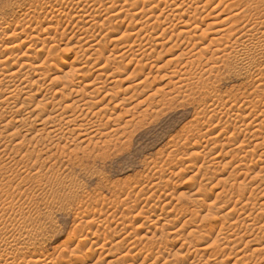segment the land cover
Listing matches in <instances>:
<instances>
[{
	"label": "rangeland",
	"instance_id": "rangeland-1",
	"mask_svg": "<svg viewBox=\"0 0 264 264\" xmlns=\"http://www.w3.org/2000/svg\"><path fill=\"white\" fill-rule=\"evenodd\" d=\"M142 1L143 0H0V40H3V38L5 40H3L5 42L4 44L0 43V47L5 48L6 45H10L6 47H11L12 49L9 50L8 48V50L4 52L0 48V51L3 52L1 53L3 54L2 56L5 54L4 57H0V63L3 59L10 57L9 60H11L14 56V59L11 61L8 60V62L3 63L6 69L0 70V80H2L0 81V97L6 98L5 96L13 89L24 90L26 88L30 90V88L27 87H31L33 91H36V88L44 87V90L50 89L48 92H44L45 94L42 93V96L45 95L47 99L46 101L44 98L43 101L44 103L47 102L46 104L49 107V112H53V109L56 110L57 107H59L57 108V111L59 110L58 112H63V105H67L65 103H74L72 107H77V105L79 106L80 104L87 107L93 104L91 105L92 108L85 107L86 110H84V107L79 106L83 108V110L79 109L80 111L77 110L79 107H71V112L65 114L69 116L77 112L79 116L75 114V117L72 115L75 119L73 117L70 119H74L78 123L82 118V121L78 124L80 130L77 129L75 132L73 130L76 129L75 127H70V130L64 126L65 133L67 130H73L72 132H74L73 134H68L67 132L64 139H60L61 137L59 134H57L59 135L58 137L51 136L49 138L46 133L41 134L36 132L41 128L38 126L40 121L36 122V119H34L35 114H37V110L34 109H36L39 104L37 101L41 96L37 99L35 98L31 106L29 105L30 101L27 102L23 96L19 99V102L18 99L14 100L13 98V103L15 102L18 106L15 103H11V99V101L9 100L10 106L0 105V115L3 113L0 116V120L2 119V121H0V131L4 128V131H1L3 132L1 134L2 136L0 135V264H36V259L47 262L48 264H76L77 253L84 248V250L90 248L89 241H87L88 244L85 245L82 243V240L86 236L95 243L92 249V251L95 252L92 253L91 251V255H89L90 260L87 264H241V262L244 264H255V261L256 264H263L261 262L264 260V253L256 252L255 249H259L261 246L263 248L264 246V209L262 210V208H264V195H262L264 193V171H262V168L264 170V152L260 150L264 149V145L261 147L262 144H264V135H262L263 138L261 139L257 136L254 138L253 136L257 133L255 130H264L261 128V125H264V115H262V113L264 114V106L261 105V111L259 113L254 111L255 115L258 113L262 116H260L261 119L256 121L251 117L247 120L246 126L242 125V123L229 120V118L233 119L234 115H232V112H228L227 109L236 111L246 107L249 108L256 103L264 104V52L259 48L252 51L251 49L253 48L250 47V55L244 56V54L240 52L243 49L242 43L241 45L239 42V44L235 43L238 39L239 41L245 40L246 44L250 43L253 47L255 46L254 44H259V46H261L264 43V36L259 35L257 31L249 32L252 26H255V29H259V26H264V0H256V2L259 1L260 5L253 0H247L249 3L246 2V0H214L210 9L205 8V12H203L204 8H201V11L199 10L201 13L203 12L206 14L209 10L211 11L217 7L218 4L216 3L222 1L221 4L219 3V7L216 8L217 11H215L212 16L204 19L205 15L201 14L200 18L202 20L200 19L197 23L194 22L196 25L193 24V22H189L192 23V26H190L191 28L188 26L189 29L195 28L193 30L186 29V31L190 33L189 35L199 36V38L196 39L195 37L194 39H196V41H201L200 46L207 45L214 37H220L219 39L223 38L224 41L221 40L220 43H222L221 45L223 48L226 46L225 50L227 49V52L225 55L228 57L224 58L228 60L221 59L220 61L216 59V61L215 58H211L212 61L209 60L208 63L206 60H203L204 62L201 60H199V62L197 60L196 62V59L199 58V53L197 54L199 50H192V52L196 53L195 55L189 52L188 49L190 48L187 46L185 47V43H182L183 38H186L188 34L181 35V37H177L176 35V37H174L175 34L179 33V29H182L180 27L181 22L178 20V23L177 20H174L177 21L175 23L172 20L173 22L171 21L170 24L166 23V16L169 10L167 8L164 9L163 6V3L166 1L168 4L172 2V4H169L171 8L174 5H176L174 6L175 8L181 6V13L187 12L188 15H191V13L195 12L198 4H193V0H154V2L150 0L153 3L148 6L145 1ZM157 1L158 3L161 2V4H158ZM206 1L207 0H203V2ZM174 2L176 4H174ZM241 3L244 4L242 6L244 8L247 7L246 5L255 7L254 5L256 4L260 7L257 8L256 6L253 8V11L250 12L251 14L247 13L249 18L239 15V17L237 16L235 19L232 18V22L230 20L226 23H220L223 21L224 15L220 16L217 20L214 19L215 16L222 11H227L225 17L230 15L228 11L231 12V15H234V13L238 14L237 11L232 9L231 5H241ZM153 5L157 7L155 8ZM134 6H137V9ZM239 8L241 9V6H239ZM113 9L116 10L115 13ZM141 9L145 12L140 11ZM127 10H129V12ZM155 10L157 14L154 13ZM110 11H112V14H117V11H121L119 12V18L113 19L112 15L110 16ZM160 12L163 13V16H161V14L158 15ZM137 13L140 15H137ZM142 13H144V16L146 14L147 16L148 14L151 15L150 24L139 21L145 20V17L141 15ZM133 14L137 16H133ZM156 15L157 17L159 16L158 20ZM245 15L246 14H244V16ZM113 16L115 17L116 15ZM152 17H155L156 20ZM105 18L111 19L110 21L109 19L106 21ZM159 19H161V21ZM182 19L186 21L188 16L186 15V17H182ZM247 19L250 23H247ZM235 20H237L238 23L236 22V24H234ZM201 21L202 23H200ZM259 22L261 25H259ZM171 23L174 24L172 25ZM256 23H258V26ZM152 24L156 26L153 27L154 25ZM158 24L162 25L159 26ZM146 25L147 29L150 31L154 28L152 34L149 33V30H146L147 32L143 34V36L147 35V37H145V43L147 44H145L143 46L144 48L140 49L138 53L136 52L138 48H135L134 54H129L130 56L125 54L124 56L122 52L125 46L131 45V43H127L126 45L125 41L134 39V31H138L140 27H146ZM222 25H224V27ZM245 25L246 28L243 27ZM172 26H175V28ZM150 27L153 28L151 29ZM226 27H230V30L226 29ZM164 28L173 30L165 29L166 33L165 30H162ZM155 29L158 31H155ZM200 29L205 30L207 33V36L201 39ZM219 29L220 31L224 29L223 31L225 32H218ZM161 31L165 32L166 35H162L165 33ZM12 32L15 34L16 38L13 37L14 34H12L13 36L11 35ZM244 32L245 36L243 37ZM129 34H131L130 37ZM224 34L228 35V38L225 37L226 35ZM156 36L160 38V41H157ZM152 37H154L155 40H153L154 38ZM170 37H173V39L171 38L172 40L169 42L168 40ZM115 39H119L117 41L120 42H117ZM149 42L152 43V46H150L151 44ZM158 42L161 43L160 45L163 43H165V45L160 46ZM136 43V45H138V42ZM178 44L180 46L177 47ZM122 45L123 47H121ZM155 45L156 48H154ZM13 46L16 47L12 48ZM170 46L172 50H174L173 52L169 50L171 49ZM262 46H264V44ZM153 49L157 51H153ZM142 50H144V52H142ZM145 50H147V52ZM149 50L156 53L153 54ZM196 50L197 52H195ZM222 50L224 51V49ZM98 51L103 53L101 54L99 52L102 56L98 54ZM9 52H11L12 55L15 54L17 57L21 55L23 60H19L20 57L19 59H17V57L15 58V55L12 56ZM157 52H161L162 54L160 53L161 55H157ZM187 52H189V54ZM144 53H146L147 57ZM148 53L150 54L148 55ZM185 53H187V55L184 56ZM181 54L184 56L183 58ZM171 55L173 57H171ZM223 55L224 52H221L219 56ZM180 57L181 60L178 62V58ZM229 57H231V59ZM244 57L246 58L243 59ZM112 58L115 60H112ZM206 58L209 59L210 55H205V59ZM140 59L143 60L141 61ZM13 60L15 65L12 63ZM65 60L74 61L75 69L84 64L87 68L83 66V69L81 67L80 71L82 74H79L80 71L78 74L82 76L77 75V78H79L74 79L75 81L73 82L75 83H73V85L75 84V87L73 86V90H75V92L71 94V96L73 95L72 98L69 96L66 99L67 102L62 101V104L60 102L61 105H59V100L62 99V92L58 94L57 90L60 91L64 85L60 81H58L60 83H56V81L53 82L51 80L53 78L52 73H54L52 71H55L53 68L61 65ZM121 60L126 66L121 68L119 73H116L117 75L115 74L116 77L114 79L117 80V82L112 81L114 79L109 80L110 82L112 81L111 83L109 81L106 82L107 79H105V76L107 78V74L105 73H107V70L108 72L115 70V68L120 65V62H122ZM168 60L171 62L167 63ZM187 60H189L190 63L193 61L195 63L193 62V65H191ZM22 62L25 65L30 64L31 68L28 69L30 66H24L26 69L23 68L22 70L20 67L21 64H23ZM205 62L210 66L206 65ZM107 64H109L111 70L106 69V71H102L103 74L98 71ZM168 65H170V67ZM109 66L106 68H109ZM36 67H40V69L37 70L38 68L36 69ZM210 67L212 69L214 67V72L210 74L208 78L209 73L206 75L205 71H208V68L211 69ZM41 68L46 69L43 72L40 71ZM49 68H52V70ZM33 69L35 70L32 71ZM134 70L137 71L135 72ZM17 71H20L17 82L12 81L13 85L9 86L11 84L9 82L10 78H8L10 76L9 74ZM35 71L41 72V77L38 78L39 72L36 73ZM46 71L50 76H48V73L46 76ZM32 72L33 75L34 73L36 74L32 76ZM42 73H45V76ZM99 73H101L100 75L102 77ZM28 74L29 76H27ZM85 74L87 75L84 76V78L83 75ZM97 74L99 75L98 77ZM7 78L8 80H6ZM99 78L102 79L100 80ZM184 78L185 80H183ZM37 79L38 81L36 82ZM94 79L96 83H92ZM200 80L204 81L202 82ZM99 81L102 84H100ZM195 81H200L201 83ZM87 83H92L93 86L95 83V88L101 85L98 88L102 87L99 89L100 91L102 89V93L97 91L99 92L97 95L95 90L93 91L94 94H91L93 93L91 90H93L92 88L94 87H91V84ZM136 83L138 85H136ZM169 83L171 85H169ZM85 84L89 85V88H91L89 89L83 86ZM97 84L99 85L97 86ZM196 84L199 85L197 86ZM128 86L132 88L130 87V89ZM126 88L128 90H125ZM71 90L69 91L71 92ZM79 90L80 93L82 90H85V94L86 92L90 93L88 95L81 93L87 97L84 96L85 100L82 98V100H79L80 102L78 99H81L83 95H81L80 98L77 95V98L75 94H78ZM69 91H66V93L69 94ZM108 92L110 95L106 96L107 98L105 97V100L103 99L100 103L99 100H102L101 98ZM89 95L91 97L94 95L95 99L93 96L92 98L94 100H92ZM113 97H115V99ZM111 98L114 100H111ZM70 99L72 101H70ZM87 99L90 102L97 101L99 104L95 106V104L91 102V104L87 105L89 102ZM82 101H85L86 105L84 103L82 104ZM224 103H227L226 108L217 107L215 105L222 106ZM22 104L24 106H21ZM19 107H21V109H19ZM22 107L25 108L22 109ZM214 107L218 108V110ZM17 108L21 113L15 121L17 116L13 118L12 112H14V110L17 111ZM136 108L137 110H135ZM72 109H76V112L74 110L72 112ZM214 109L216 112L213 111ZM222 109L226 110L224 111ZM22 110L25 111L23 112ZM99 110L104 112L101 113ZM5 111L6 114L4 113ZM95 113L98 118L95 116ZM224 113H231L232 117L230 115H224ZM85 114H87V116L83 118ZM248 114L250 113L248 112L244 116H248ZM77 116L78 118L81 116L80 119H76ZM6 117L9 118L6 119ZM100 118L101 120H99ZM9 120L12 122L8 123ZM29 120H32V122ZM7 123L8 125H6ZM26 125L27 127H24ZM102 125L105 126L103 127ZM232 128H236V131ZM247 128H249V130ZM15 129H17V131ZM116 129L118 130L116 131ZM209 130L212 131L210 132ZM231 130H234V132ZM208 131L210 134L207 133ZM16 132H19L20 136L17 135ZM221 132L222 134L220 136L219 133ZM251 132L255 134H250ZM12 133L16 135L17 138H14L15 136L12 135ZM232 133H235L234 135H237V137L239 133L240 136L238 138L234 137ZM224 134H226V138ZM217 135L219 136L217 137ZM215 136L217 138L221 137V139H217ZM230 137H233V140L237 138V140H234L236 142L239 140V143L235 142L234 147H237L236 149L233 147L234 143L231 142L233 140H230ZM215 138L216 140H220L215 141L218 142L217 144L214 142ZM224 141H226V143ZM227 141L231 144L227 143ZM247 143L249 145H247ZM227 144H230V146L226 147ZM254 144L256 146L260 144L258 152L257 149H254L256 152L248 151L249 149L253 150ZM241 145H243L244 148ZM246 151L247 153L245 154ZM250 152L253 153L251 154ZM243 153L244 156L246 155L245 157L248 155L250 157L248 156L247 159L243 158ZM260 153L263 155H260ZM236 155L238 159L242 157L241 159L244 161H237L236 157L232 162V158ZM240 161L243 162L241 163ZM237 164L239 166L241 165L240 167L238 166V170L236 169L238 168ZM258 172L261 174H258ZM244 174H248L249 176ZM241 181H243V184L240 183ZM154 185H156V187ZM254 188H256V190ZM237 190L240 192L239 194ZM239 190H242V192ZM217 194L220 196L219 198L215 197ZM240 196L242 199H240ZM237 198L240 201H238ZM197 199L203 201L204 208L201 205L200 210V214L203 216H197L199 214L190 215V213L186 214L185 212L181 213L182 215L179 213L178 207L182 208L181 206H183V209L190 207V210L198 207H191L192 205H197ZM248 199L251 201H248ZM214 201L217 204L213 205ZM178 203H181V206ZM231 205L235 208H232ZM163 206L165 208H163ZM229 209L232 215L229 214ZM232 210L234 211L233 213ZM261 210L263 213H261ZM228 218L229 220H226ZM176 219L179 222L176 221ZM153 221L158 223L156 225L159 229H152L150 227ZM212 221L216 222L213 223ZM254 221L257 222L254 223ZM185 222L189 224H184ZM210 224L218 227L225 225L226 228L224 227L219 230V228L216 227V230H212V232L208 229V227H211L209 226ZM254 224L257 226L255 227ZM163 225H166L165 228ZM253 227L255 228L253 229ZM110 228L115 230L116 233L123 228L124 230L116 234L114 231H110ZM203 230H206V232ZM222 233H224V235ZM225 234L230 236L226 237L227 235ZM121 238H124V240L122 241ZM238 238L241 240H238ZM193 239H195V241ZM224 240H226V242H224ZM232 240L238 242L236 243ZM116 241H122L121 244H118V248L116 246L112 247ZM190 241L193 242V245L189 244L191 243ZM196 242L201 248L204 249L205 247L204 250H207L206 253L204 250H199L198 255L194 251L196 250L194 245L197 246ZM102 244H105L104 253L103 251L101 253L100 249L96 251L98 246ZM219 244L222 245V247H219ZM206 246L208 249H206ZM131 247L133 248L131 249ZM109 250H111L110 252L112 255L106 256ZM191 251L193 253L195 252V254H192ZM254 251L255 253H252ZM259 254L262 256H259ZM243 257L245 259H243ZM195 258H197V260ZM241 259H243V261ZM250 261L252 262L250 263Z\"/></svg>",
	"mask_w": 264,
	"mask_h": 264
},
{
	"label": "bare ground",
	"instance_id": "bare-ground-1",
	"mask_svg": "<svg viewBox=\"0 0 264 264\" xmlns=\"http://www.w3.org/2000/svg\"><path fill=\"white\" fill-rule=\"evenodd\" d=\"M95 1H97V0H95ZM143 1H145V2L148 4V6H150V4H152V3L154 2V0H152L153 2H151L150 0H143ZM143 1H142V2H143ZM158 1H162V0H158ZM158 1H157V3H158ZM165 1H166V0H165ZM168 1H170V0H168ZM191 1H192V0H191ZM213 1H214V0H207L206 2H203V0H197V1H194V0H193V1H192V2H194L193 4H198V5H200V6L197 5V8H196L195 12H194V13H191V15H188L187 12H182V13H181V11H182V10H181V9H182L181 6H177V7L175 8V7H174V6H176V5H174V4H176L175 2H174V4H173L174 6H173L172 8H171V5H169V4H172V2H171V3L169 2V4H168L167 1L163 3L164 9L167 8V9L169 10V12L167 11L168 14H167V16H166V17H167L166 19H167V21H169V22L166 21V23H169V24H170V22H171L172 20H173V21H174V20H177V21L179 20V21L181 22V23H180V24H181L180 27H181L182 29H179V30H180L179 33H178V34H175L174 37H176V35H177V37H181V35L188 34V35L186 36V38H185V37L183 38V41L181 40L182 43H183V44H184V43L186 44L185 47L187 46L188 48H190V49H188L189 52H192V50H194V49L199 50L198 52H197V50L195 51V52H197V54L199 53V58L196 59V62H197V60H198V61L201 60L202 62H204L203 60H206V62L208 63L209 60L212 61L211 58H215V60H216V59H219V60L221 61V59H226V58H224V57H228V56L225 55V53L227 52V49L225 50L226 46H224V48H223L222 45H221L222 43H220V41L223 40V38L219 39L220 37H214V38H212V39L209 41V43H208L207 45H202V46H200V45H201V41H196V39L199 38V36H196V35H194V36L192 35V36H191V35H189L190 33L186 31L187 28L189 29V27L192 26V23H189V22H193V24H195L194 22H196V23L199 22L200 19H201V18H200L201 14H202V15L204 14L203 12L206 11L205 8H209V9H210V6L212 5V3H214ZM215 1H216V0H215ZM239 1H240V0H239ZM253 1L256 2V0H253ZM182 2H183V1H182ZM184 2H185V1H184ZM221 2H222V1H221ZM221 2L219 1L220 4H221ZM232 2H233V1H232ZM246 2L249 3V1H247V0H246ZM246 2H245V4H246ZM251 2H252V1H251ZM93 3H94V2H93ZM137 3H138V2H137ZM137 3H134V4H137ZM155 3H156V2H155ZM159 3L161 4V2H159ZM159 3H158V4H159ZM219 3H216V4H218L217 7H219ZM238 3H240V2H238ZM252 3H253V2H252ZM256 3L259 4V1H257ZM256 3H255V4H256ZM126 4H128V3H126ZM158 4H156V5H158ZM261 4H262V3H261ZM124 5H125V4H124ZM144 5H145V4H144ZM228 5H229V4H228ZM232 5H233V3H232ZM232 5H231L232 9L235 10V11H237L238 14H237V13H236V14L234 13V15H231V12L228 11V13H230V15L227 16V17H225V15H227V14H225L227 11H226V12L222 11V12H220L219 14H217V15L215 16L214 19L217 20V19H219L220 16H223V15H224V19H223V21L220 22V23H226V22L230 21L232 18L235 19V17H237V16L239 17V15H240V16L243 15L242 17H245V18L248 17V18H249V16H247V13H248V14H251L250 12H252V11H253V8H255V7L257 6V4L254 5L255 7H251L252 5H249V6L246 5L247 7L244 8V7H242V6L244 5V4H242V3H241V5H239V4L234 5V6H232ZM259 5H260V4H259ZM113 6H114V5H113ZM132 6H133V5H132ZM132 6H131V7H132ZM153 6H155V5H153ZM159 6H161V5H159ZM182 6H183V5H182ZM185 6H186V5H185ZM195 6H196V5H195ZM239 6H241V9H242V10L239 8ZM111 7H112V6H111ZM134 7H136V9H137V6H134ZM141 7H142V6H141ZM156 7H157V6H155V8H156ZM168 7H169V8H168ZM189 7H190V6H189ZM217 7H216V8H217ZM224 7H225V6H224ZM258 7H260V6H257V8H258ZM122 8H123V7H122ZM155 8H154V9H155ZM158 8H159V7H158ZM201 8H204V11L202 10V11H203L202 13L200 12V11H201ZM216 8H215V9H216ZM125 9H126V8H125ZM149 9H150V8H149ZM189 9H190V8H189ZM211 9H212V8H211ZM215 9H213V10H211V11L209 10V12L206 13L207 15L204 14V15H205V16H204V19L209 18L210 16H212V14L215 13V11H217V9H216V10H215ZM224 9H226V8H224ZM224 9H223V10H224ZM106 10H108V9H106ZM130 10H132V9H130ZM157 10H158V9H157ZM161 10H162V9H161ZM161 10H160V11H161ZM199 10H200V11H199ZM255 10H256V9H255ZM113 11H114V13H115L116 10L113 9ZM122 11H123V10H122ZM127 11L129 12V10H127ZM127 11H126V12H127ZM140 11H142V9H141ZM140 11H139V13H140ZM146 11H147V10H146ZM164 11H165V10H164ZM187 11H188V10H187ZM191 11H193V10H191ZM262 11H263V10H262ZM106 12H108V11H106ZM110 12H111L110 16L112 15V18H113V19H116V18H119V15H120L119 12H121V11H119V12L117 11V14H118V15H117V14H112V11H110ZM130 12H131V11H130ZM142 12H145V11H142ZM150 12H151V11H150ZM167 12H166V13H167ZM146 13H147V12H146ZM146 13H145V14H146ZM154 13H156V10H155ZM106 14H108V13H106ZM122 14H123V13H122ZM130 14H131V13H130ZM143 14H144V13H142L141 15L144 16ZM156 14H157V13H156ZM159 14H161V16H163V13L160 12V13H158V15H159ZM164 14H165V13H164ZM198 14H199V16H198ZM244 14H246V15L244 16ZM252 14H253V13H252ZM94 15H95V14H94ZM113 15H116V16L114 17ZM127 15H128V14H127ZM134 15H135V14H133V16H134ZM137 15H140V14L137 13ZM137 15H135V16H137ZM186 15L188 16V19L185 21V20L182 19V17L185 18ZM142 16H141V17H142ZM152 16H153V15H152ZM144 17H145V20L143 19L144 21H143V20H139V21H142L143 23L145 22V24H146V23H147V24H150V22H151V21H150V20H151V15L148 14V16H147V14H146ZM156 17H157V15H156ZM152 18L155 19V17H152ZM158 18H159V16L157 17V20H158ZM160 18H161V17H160ZM164 18H165V17H164ZM240 18H241V17H240ZM107 19H109V18H105L106 21H108ZM110 19H111V18H110ZM110 19H109V21H110ZM113 19H112V20H113ZM141 19H142V18H141ZM180 19H181V20H180ZM251 19H252V18H251ZM251 19H249V20H251ZM112 20H111V22H112ZM155 20H156V19H155ZM159 20L161 21V19H159ZM201 20H202V19H201ZM237 20H239V19H237ZM237 20H235V23H234V24H236V22L238 23ZM243 20H244V18H243ZM253 20H254V19H253ZM259 20H260V19H259ZM82 21H83V19H82ZM173 21H172V22H173ZM177 21H174V22L176 23ZM179 21H178V23H179ZM233 21H234V20H233ZM240 21H242V20H240ZM117 22H118V21H117ZM123 22H124V21H123ZM148 22H149V23H148ZM154 22H155V21H154ZM154 22H153V23H154ZM163 22H164V21H163ZM231 22H232V20H231ZM244 22H245V21H244ZM85 23H86V22H85ZM87 23H88V22H87ZM98 23H99V22H98ZM106 23H107V22H106ZM140 23H141V22H140ZM143 23H142V25H143ZM157 23H158V21H157ZM157 23H156V24H157ZM159 23H160V22H159ZM161 23H162V22H161ZM200 23H202V21H201ZM200 23H199V24H200ZM247 23H250V21H248V19H247ZM259 23H260V22H259ZM262 23H263V22H262ZM102 24H103V23H102ZM129 24H130V23H129ZM136 24H138V23H136ZM169 24H168V25H169ZM171 24H172V23H171ZM173 24H174V23H173ZM173 24H172V25H173ZM180 24H179V25H180ZM190 24H191V25H190ZM216 24H217V23H216ZM256 24H257V26H258V23H256ZM131 25H132V24H131ZM152 25H154V24H152ZM158 25L160 26V25H162V24H158ZM195 25H196V24H195ZM231 25H232V24H231ZM248 25H249V24H248ZM259 25H261V23H260ZM136 26H137V25H136ZM155 26H156V25H154L153 27H155ZM188 26H189V27H188ZM199 26H200V25H199ZM222 26L224 27V25H222ZM233 26H234V25H233ZM233 26H232V28H233ZM249 26H251V25H249ZM82 27H83V26H82ZM153 27H150V28L152 29ZM157 27H158V26H157ZM161 27H162V26H161ZM161 27H160V28H161ZM163 27H164V24H163ZM172 27H173V26H172ZM172 27H171V28H172ZM180 27H179V28H180ZM243 27L246 28V25L243 26ZM83 28H84V27H83ZM140 28H141V29H140ZM140 28L138 29V31H137V30L134 31V33H133V34H135V35H134V36H135L134 39H132L131 41H129L128 39L125 38L126 40H128V41H125V42H126L125 44L127 45V43H131V45H129V46L127 45V47L125 46V49H124L123 52H122L124 56H125V54H126V55L128 54V56H130L129 54H134V52H135L134 49H135V48H138L137 51H136V52L138 53L139 50L142 49V48H144L143 46H144L145 44H147V43H145V42H146V38H145V37H147V35L143 36V34H144V32L146 33L149 29H147V25H146V27H140ZM158 28H159V27H158ZM173 28H175V26H174ZM184 28H185V29H184ZM190 28H191V27H190ZM194 28H195V27H193L192 29H189V30H193ZM229 28H230V27H229ZM229 28L226 27V29L230 30ZM250 28H251V27H250ZM250 28H249V29H250ZM255 28H256L255 26H252V29H250L249 32H251V31H257L259 35L264 36V26H259V29H255ZM86 29H87V28H86ZM94 29H95V28H94ZM165 29H166V28H164V29H162V30H165ZM196 29H197V28H196ZM196 29H195V30H196ZM198 29H199V27H198ZM133 30H134V29H133ZM146 30H147V31H146ZM153 30H154V28H153ZM153 30H152V31L149 30V31H150L149 33L152 34ZM166 30H173V29H166ZM166 30H165V32H166ZM200 30H201V29H200ZM223 30H224V29H222V30L220 31V29H219V31H218V30H217V31H218V32H222ZM13 31H14V30H13ZM32 31H33V30H32ZM155 31H158V30L155 29ZM155 31H154V32H155ZM217 31H216V32H217ZM20 32H21V31H20ZM161 32H162V31H161ZM165 32H162V33H165ZM190 32H191V31H190ZM223 32H225V31H223ZM242 32H243V31H242ZM257 32H256V33H257ZM156 33H157V32H156ZM162 33H160V34H162ZM166 33H167V32H166ZM166 33H165V34H162V35H166ZM227 33H228V31H227ZM12 34H14V33L12 32L11 35H12ZM110 34H111V33H110ZM157 34H158V33H157ZM218 34H219V33H218ZM16 35H17V33H16ZM130 35H131V34H129V37H130ZM224 35H226V34H224ZM9 36H10V35H9ZM12 36H13V35H12ZM126 36H127V35H126ZM126 36H125V37H126ZM158 36H159V35H158ZM170 36H172V35H170ZM205 36H207L206 31H205V30H201L200 39L203 38V37H205ZM217 36H218V35H217ZM222 36H223V35H222ZM227 36H228V35H226L225 37H227ZM231 36H232V35H231ZM234 36H235V35H234ZM244 36H245V32H244L243 37H244ZM13 37H15V34H14ZM13 37H12V38H13ZM17 37H18V36H17ZM92 37H93V36H92ZM104 37H105V36H104ZM127 37H128V36H127ZM132 37H133V36H132ZM148 37H149V35H148ZM162 37H164V36H162ZM182 37H183V36H182ZM195 37H196V39H194ZM15 38H16V37H15ZM118 38H120V37H118ZM152 38H154V37H152ZM167 38H168V37H167ZM171 38L173 39V37H170V39L168 40L169 42H170V40H172ZM227 38H228V37H227ZM0 39H1V38H0ZM156 39H157V41H160V38H158L157 36H156ZM176 39H177V38H176ZM230 39H231V38H230ZM3 40H4V38H3ZM3 40H0V43H1V44H4V43H5V42H4L5 40H4V41H3ZM115 40H116V39H115ZM115 40H114V41H115ZM117 40H119V39H117ZM117 40H116V41H117ZM147 40H148V39H147ZM153 40H155V38H154ZM174 40H175V39H174ZM226 40H228V39H226ZM235 40H236V39H235ZM254 40H255V39H254ZM99 41H100V40H99ZM223 41H224V40H223ZM228 41H229V40H228ZM18 42H19V41H18ZM23 42H24V41H23ZM85 42H86V41H85ZM117 42H120V41H117ZM123 42H124V41H123ZM136 42H138V45H136V44H137ZM155 42H156V41H155ZM238 42L240 43V45H241V43H242V46H243L242 48H243V49L241 48L242 51H240V52H242V53L244 54V56H247V55L249 54V52H250V47L253 48V49H251L252 51H253L254 49L257 50V49L259 48L260 50H262V51L264 52V46H262L264 43L261 45V43L259 42L261 46H259V44H258V45H257V44H254L255 46L253 47V46L250 45V43H247V44H246V41H245V40H244V41H241V40L239 41V39H238V40H236L235 43L237 44ZM251 42H252V40H251ZM149 43H150V42H149ZM153 43H154V42H153ZM158 43H159V42H158ZM158 43H155V44H158ZM161 43H162V40H161ZM161 43H159V45H160ZM166 43H167V42H166ZM177 43H178V42H177ZM182 43H181V44H182ZM239 43H238V44H239ZM254 43H255V42H254ZM1 44H0V45H1ZM15 44H16V43H15ZM18 44H20V43H18ZM18 44H17V46L20 48V46H19ZM101 44H102V43H101ZM117 44H119V43H117ZM125 44H123V45H125ZM150 44H151L150 46H152V43H150ZM175 44H176V42H175ZM179 44H180V43H179ZM179 44L177 45V47L180 46ZM84 45H85V44H84ZM123 45H122L121 47H123ZM148 45H149V44H148ZM162 45H165V43H163ZM162 45H160V46H162ZM2 46H4V45H2ZM6 46H10V45H6ZM6 46H5V48H2V47H0V48H1L4 52H6V51L8 50V48H9V50L11 49V47H6ZM92 46H93V45H92ZM92 46H90V47H92ZM118 46H119V45H118ZM157 46H158V45H157ZM181 46H182V45H181ZM15 47H16V46H15ZM15 47L13 46L12 48H15ZM18 47H17V48H18ZM90 47H89V48H90ZM100 47H101V46H100ZM121 47H120V48H121ZM146 47H147V45H146ZM153 47H154V46H153ZM177 47H176V48H177ZM115 48H116V47H115ZM154 48H156V45H155ZM161 48H162V47H161ZM163 48H164V46H163ZM170 48H171V46H170ZM198 48H199V49H198ZM228 48H229V47H228ZM95 49H96V48H95ZM121 49H123V48H121ZM145 49H147V48H145ZM148 49H149V47H148ZM185 49H186V48H185ZM222 49H224V51H223ZM11 50H12V49H11ZM167 50H168V49H167ZM169 50L171 51L172 48L169 49ZM178 50H179V49H178ZM186 50H187V49H186ZM186 50H184V51H186ZM188 50H187V51H188ZM190 50H191V51H190ZM237 50H239V49H237ZM237 50H235V51H237ZM88 51H89V50H88ZM95 51H96V50H95ZM145 51L147 52V50H145ZM149 51H150V50H149ZM153 51H157V50H156V49H155V50L153 49ZM173 51H174V50H172V52H173ZM175 51H176V49H175ZM11 52H12V51H11ZM11 52H9V53H11ZM13 52H14V51H13ZM99 52H100V51H98V54L101 53V52H100V53H99ZM142 52H144V50H142ZM150 52H151V51H150ZM168 52H169V51H168ZM189 52H187V53L189 54ZM221 52H222V53L224 52V55H223V56H219V55L221 54ZM1 53H3V52L0 51V57H4L5 54H4V56H2L3 54H1ZM9 53H7V54H9ZM14 53H15V52H14ZM94 53H95V52H94ZM122 53H121V54H122ZM137 53H136V54H137ZM140 53H141V52H140ZM151 53L155 54L156 52H155V53H154V52H151ZM157 53H158L157 55H161V54H162L161 52H160L161 54H160L159 52H157ZM169 53H170V52H169ZM183 53H184V52H183ZM187 53H185L184 56L187 55ZM192 53H194V52H192ZM238 53H239V52H238ZM254 53H255V52H254ZM15 54H16V53H15ZM15 54H13V55H15ZM101 54H103V53H101ZM101 54H100V55H101ZM116 54H117V53H116ZM136 54H135V55H136ZM141 54H142V53H141ZM144 54H145V56L147 57L146 53H144ZM144 54H143V55H144ZM149 54H150V53H148V55H149ZM153 54H152V55H153ZM194 54L196 55V53H194ZM194 54H193V55H194ZM243 54H242V55H243ZM11 55H12V53H11ZM13 55H12V56H13ZM16 55H18V54H16ZM16 55H15V58L17 57ZM19 55H20V54H19ZM96 55H97V54H96ZM139 55H140V54H139ZM152 55H151V56H152ZM205 55H210V58H209V59H207V58L205 59ZM227 55H228V54H227ZM229 55H231V54H229ZM249 55H250V54H249ZM259 55H260V52H259ZM6 56H7V55H6ZM22 56H23V55H22ZM101 56H102V55H101ZM120 56H121V55H120ZM137 56H138V55H137ZM181 56H182V54H181ZM184 56H182V58H183ZM239 56H240V55H239ZM19 57H20V59H19ZM19 57H17V59H19V60L22 61L23 58H21V55H20ZM107 57H108V56H107ZM115 57H116V56H115ZM115 57H114V58H115ZM121 57H122V56H121ZM121 57H120V58H121ZM131 57H132V55H131ZM134 57H135V56H134ZM146 57H145V58H146ZM154 57H155V56H154ZM171 57H173V56L171 55ZM178 57H179V55H178ZM187 57H188V56H187ZM206 57H207V56H206ZM216 57H217V58H216ZM237 57H238V56H237ZM262 57H263V56H262ZM30 58H32V57H30ZM124 58H125V57H124ZM149 58H150V57H149ZM156 58H157V57H156ZM159 58H161V57H159ZM229 58L231 59V57H229ZM234 58H235V57H234ZM245 58H246V57H244L243 59H245ZM247 58H248V57H247ZM250 58H251V57H250ZM9 59H10V57H7V58H5V59H3V60L1 61V63H0V70H4V69H6V67L3 66V63H4V62H5V63L8 62ZM12 59H14V56H13V58H11V60H12ZM49 59H50V58H49ZM92 59H93V58H92ZM133 59H134V58H133ZM143 59H144V58H143ZM143 59H142V60H143ZM172 59H173V58H172ZM175 59H177V58H175ZM232 59H233V58H232ZM238 59H240V58H238ZM241 59H242V58H241ZM243 59H242V60H243ZM11 60H9V61H11ZM19 60H18V61H19ZM30 60H31V59H30ZM73 60H74V59H73ZM106 60H107V58H106ZM112 60H115V59L112 58ZM122 60H123V59H122ZM122 60H121V61H122ZM130 60H131V59H130ZM140 60H141V59H140ZM142 60H141V61H142ZM178 60H179L178 62H180L181 57L178 58ZM213 60H214V59H213ZM226 60H228V59H226ZM234 60H236V59H234ZM25 61H26V60H25ZM45 61H46V60H45ZM45 61H44V62H45ZM47 61H49V60H47ZM77 61H78V60H77ZM107 61H108V60H107ZM116 61H117V60H116ZM131 61H132V60H131ZM137 61H138V62H141V61H139V60H137ZM137 61H136V62H137ZM147 61H149V60H147ZM152 61H153V60H152ZM157 61H158V60H157ZM187 61H188V63H190L189 60H187ZM194 61H195V59H194ZM194 61H193V62H194ZM216 61H217V60H216ZM216 61H215V62H216ZM222 61H223V60H222ZM236 61H238V60H236ZM16 62H17V61H16ZM110 62H111V61H110ZM112 62H113V61H112ZM118 62H119V61H118ZM169 62H171V61L168 60L167 63H169ZM174 62H175V61H174ZM193 62L190 63V64L193 65ZM199 62H200V61H199ZM206 62H205V64H206ZM215 62H214V63H215ZM228 62H229V61H228ZM12 63H14V65H15L14 60H13ZM22 63H23V62H22ZM45 63L49 64L48 62H45ZM74 63H75L74 61H67V60H65V61H63V63H61V65L56 66V68H53L55 71H52V72H54V73H52V74H53V78H52L51 80H52L53 82L56 81V83H60V82H62L63 85H64V87L61 88L60 91L57 90V93H58V94H61V92H62V94H61V95H62V99L59 100V103H58L59 105L62 104V101L67 102L66 99H67L69 96L72 98L73 95L71 96V94H73V93L75 92V90H73V86L75 85V84L73 85V83H75V82H73V81H75L74 79L77 78V75L82 74L81 71H80V70H81V67L84 69V67L86 66V65L84 64V65H85V66L83 65L84 67H83V66H80V67L78 66L79 68L76 67V69H75V64H74ZM167 63H165V64H167ZM183 63H184V62H183ZM194 63H195V62H194ZM23 64H24V63H23ZM23 64H21V66H20L22 70H23V68H25L24 66H27V67L30 66V64H27V65H25V64L23 65ZM40 64H41V63H40ZM105 64H106V63H105ZM124 64H125V63H123V61L120 62V65L117 66V67L115 68V70H111L109 64H107V65L109 66V68H106V67H108L107 65H106L105 67L102 65L103 67H101L100 69H99L98 67H97V68L99 69L98 71H100L102 74H103L102 71H106V69H110V70L112 71V72H110V71L108 72V70H107V73H105V74H107V78H106V76H105V79H107V80H106V82H107V81H109L110 79H114V78L116 77V75H117L116 73H117V72L119 73V71L121 70V68H124V67L126 66V65H124ZM139 64H140V63H139ZM152 64H153V63H152ZM170 64H171V63H170ZM172 64H173V63H172ZM177 64H178V63H177ZM186 64H187V63H186ZM209 64H210V63H209ZM211 64H212V63H211ZM215 64H216V63H215ZM220 64H221V63H220ZM10 65H11V64H10ZM16 65H17V63H16ZM18 65H19V64H18ZM22 65H23V66H22ZM76 65H77V64H76ZM80 65H81V64H80ZM100 65H101V64H100ZM198 65H199V64H198ZM206 65H208V64H206ZM216 65H217V64H216ZM93 66H94V65H93ZM166 66H167V65H166ZM168 66L170 67V65H168ZM186 66H187V65H186ZM208 66H210V65H208ZM212 66H213V65H212ZM212 66H211V67H212ZM40 67H41V66H40ZM40 67H36V69L38 68L37 70H39ZM145 67H147V66H145ZM155 67H156V66H155ZM162 67H163V66H162ZM184 67H185V66H184ZM189 67H191V66H189ZM193 67H194V66H193ZM196 67H197V66H196ZM206 67H207V66H206ZM211 67H210V68H211ZM215 67H216V66H215ZM30 68H31V66H30L28 69H30ZM32 68H33V67H32ZM34 68H35V67H34ZM85 68H87V67H85ZM25 69H26V68H25ZM45 69H46V68H45ZM45 69H42V68H41L40 71H43V72H44ZM49 69H50V68H49ZM104 69H105V70H104ZM159 69H160V68H159ZM168 69H169V68H168ZM180 69H182V68H180ZM180 69H179V70H180ZM197 69H198V68H197ZM200 69H201V68H200ZM204 69H205V66H204ZM18 70H19V69H18ZM22 70H21V72H22ZM34 70H35V69H33L32 71H34ZM50 70H52V68H51ZM50 70H49V71H50ZM139 70H142V69H139ZM139 70H138V72H139ZM179 70H178V71H179ZM183 70H184V69H183ZM205 70H206V69H205ZM213 70H214V67H213V69H212V68H211V69L208 68V71H205V72H206V75H207V73H209L208 78H209L210 74H212V73L214 72ZM79 71H80V73H79ZM134 71L136 72L137 70H134ZM173 71H174V70H173ZM178 71H177V72H178ZM200 71H201V70H200ZM227 71H228V70H227ZM19 72H20V71H17V72H15V73H11V74H9V75H10L9 77H8V75H7V77L10 78V81H9V82L11 83V84L9 83L10 85L8 84L9 86L13 85V84H12V81L17 82V79L19 78ZM26 72H29V71H26ZM35 72H36V71H35ZM38 72H39V71H37L36 73H38ZM180 72H181V71H180ZM186 72H187V70H186ZM189 72H190V71H189ZM217 72H218V71H217ZM22 73H23V72H22ZM30 73H31V71H30ZM36 73H34V75H35ZM40 73H41V72H39V76H38V78L41 77V74H40ZM45 73H46V76H47V73H48V72L46 71ZM45 73H42V74H44V76H45ZM49 73L51 74V71H50ZM49 73H48V76H50ZM78 73H79V74H78ZM101 73H99V75H100ZM168 73H169V72H168ZM187 73H188V72H187ZM187 73H185V74H187ZM83 74H84V73H83ZM115 74H116V75H115ZM131 74H132V73H131ZM175 74H177V73H175ZM175 74H173V75L176 76ZM189 74H190V73H189ZM200 74H201V73H200ZM204 74H205V73H204ZM34 75H33V72H32V76H34ZM86 75H87V74L83 75V77L86 76ZM99 75L97 74V77H98ZM137 75H138V74H137ZM137 75H136V76H137ZM182 75H183V74H182ZM187 75H188V74H187ZM262 75H263V74H262ZM262 75H261V76H262ZM21 76H23V75H21ZM27 76H29V74H28ZM30 76H31V75H30ZM79 76H82V75H79ZM100 76H101V75H100ZM133 76H135V75H133ZM171 76H172V75H171ZM174 76H173V77H174ZM178 76H180V75H178ZM188 76H190V75H188ZM101 77H102V76H101ZM181 77H182V76H181ZM181 77H180V78H181ZM190 77H191V76H190ZM212 77H213V76H212ZM8 78H7L6 80H8ZM35 78H37V77H35ZM35 78H34V79H35ZM44 78H46V77H44ZM44 78H43V79H44ZM78 78H79V77H78ZM78 78H77V79H78ZM81 78H82V77H81ZM84 78H85V77H84ZM95 78H96V77H95ZM166 78H167V77H166ZM176 78H177V77H176ZM193 78H194V77H193ZM202 78H203V77H202ZM40 79H41V78H40ZM96 79H97V78H96ZM99 79L101 80L102 78H99ZM198 79H199V78H198ZM200 79H201V78H200ZM203 79H204V78H203ZM41 80H42V79H41ZM97 80H98V79H97ZM103 80H104V79H103ZM146 80H147V79H146ZM177 80H178V79H177ZM183 80H185V78H184ZM0 81H2V80H0ZM37 81H38V79L36 80V82H37ZM58 81H60V82H58ZM76 81H78V80H76ZM88 81H90V80H88ZM95 81H96V80L94 79V81H92V83L95 82ZM104 81H105V80H104ZM112 81H116V82H117V80H115V79L112 80ZM112 81H111V82H112ZM124 81H126V80H124ZM142 81H143V80H142ZM180 81H181V80H180ZM200 81H202V80H200ZM200 81H195V82L201 83ZM203 81H204V80H203ZM203 81H202V82H203ZM7 82H8V81H7ZM15 82H14V83H15ZM109 82H110V81H109ZM111 82H110V83H111ZM140 82H141V81H140ZM144 82H145V80H144ZM181 82H182V81H181ZM33 83H34V82H33ZM92 83H87V84H91L90 86H91V87H94L96 82L94 83V86L92 85ZM97 83H98V81H97ZM99 83L102 84L100 81H99ZM178 83H179V82H178ZM204 83H205V82H204ZM194 84H195V83H194ZM18 85H19V84H18ZM31 85H32V83H31ZM31 85H30V86H31ZM38 85H39V84H38ZM98 85H99V84H97V86H98ZM104 85H105V84H104ZM136 85H138V84L136 83ZM136 85H135V86H136ZM169 85H171V84L169 83ZM182 85H183V84H182ZM196 85H197V84H196ZM198 85H199V84H198ZM198 85H197V86H198ZM201 85H202V84H201ZM204 85H205V84H204ZM14 86H15V85H14ZM32 86H33V85H32ZM83 86L89 88V85H86V84H85V85H83ZM83 86H82V87H83ZM97 86H96V87H97ZM99 86H101V85H99ZM99 86H98V87H99ZM139 86H140V85H139ZM61 87H62V86H61ZM74 87H75V86H74ZM77 87H78V86H77ZM91 87H90V88H91ZM98 87H97V88L94 87L95 89L92 88L93 90H91V92H93V91L96 90V94L99 93V92H97V91H100L99 89L102 88V87H100V88H98ZM128 87H129V86H128ZM128 87H127V88H128ZM130 87H131V86H130ZM130 87H129V88H130ZM133 87H134V86H133ZM137 87H138V86H137ZM164 87H165V86H164ZM201 87H203V86H201ZM27 88H30V90L25 88L24 90L21 89L22 91H21V90H16V89H13V90L9 91L8 95L5 96L6 98H3V97L1 98V97H0V105H2V106H4V105H5V106H6V105L10 106V105H9V104H10V102H9L10 99L12 100V101L10 100L11 103H13V98H14V100H15V99H16V100L18 99V102H19V99H21V97L23 96V98H24L27 102L30 101V104H29V105L31 106V105H33V104H31V103L35 101V98L37 99V98H39V96H41V98L37 101V103H39V104L37 105L36 109H34V110H37V114H35L34 119H36V120H35L36 122H37V121H40V124H38V126L41 128V129L37 130L36 132L41 133V134H42V133H46L47 136H48L49 138H50L51 136H53V137H54V136H55V137L57 136V137H58V136L60 135V137H61L60 139H64V137H66V133H67V132H68V134H73L77 129L80 130L78 124H79V122L82 121V118H81V120H80L78 123H77L76 120H74V119H75V118H74V117H75V114L78 115L77 112H76V109H75V110L72 109V112H73V110L76 112L74 115L72 114L74 117H73L72 115H69V116H68V115H65V114L71 112L70 109H71L72 105H74V103H73V104L65 103V104H67V105H66V106L63 105L64 108H63V112L60 111L61 113L58 112L59 110L57 111V108H59V107H57L56 110L53 109V112H49V111H48V108H49V107H48V105L46 104L47 102L44 103V101H43L44 98H45V95L42 96V93H44V92H48L50 89H45V90H44V89H43L44 87H42V88H41V87H40V88L38 87V89L36 88V91H33L31 87H27ZM83 88H84V87H83ZM90 88H89V89H90ZM127 88H126L125 90H128V89H129V88H128V89H127ZM131 88H132V87H131ZM131 88H130V89H131ZM198 88H199V87H198ZM8 89H9V88H8ZM71 89H72V90H71ZM74 89H75V88H74ZM81 89H82V88H81ZM81 89H80V90H81ZM85 89H86V88H85ZM111 89H112V88H111ZM164 89H165V88H164ZM182 89H183V88H182ZM69 90H71V92H70ZM80 90H79L78 94L75 93V94H76V97H77V95H78L79 98H80L81 95H83V97H81V99H78V101H79V100H82V98H83V100H85L84 98L87 97V96H85V95H86V94H87V95L90 94V93H88V92H86V94H85V93H84L85 90H82L83 92L81 91V93H84L85 95H84V94H81V93H80ZM157 90H158V89H157ZM160 90H161V89H160ZM160 90H159V92H160ZM174 90H175V89H174ZM66 91H69L70 93L68 94V93H66ZM88 91H89V90H88ZM101 91H102V89H101ZM101 91H100V92H101ZM183 91H184V90H183ZM101 93H102V92H101ZM116 93H117V92H116ZM164 93H165V92H164ZM169 93H170V92H169ZM183 93H184V92H183ZM44 94H45V93H44ZM47 94H48V93H47ZM49 94H50V93H49ZM65 94H66V95H65ZM79 94H80V95H79ZM91 94H94V92L91 93ZM112 94H113V93H112ZM152 94H153V93H152ZM5 95H6V93H5ZM53 95H55V94H53ZM97 95H98V94H97ZM108 95H110L109 92H108L105 96H103L104 98H103V97L101 98L102 100H99L100 103L103 101V99L105 100V97L108 96ZM113 95H115V94H113ZM113 95H112V96H113ZM140 95H141V94H140ZM3 96H4V95H3ZM46 96H47V95H46ZM84 96H85V97H84ZM89 96H90V95H89ZM93 96H94V95H93ZM93 96H92V97H93ZM99 96H100V94H99ZM153 96H154V95H153ZM90 97H91V96H90ZM90 97H89V98H90ZM92 97H91V98H92ZM150 97H152V96H150ZM257 97H258V96H257ZM60 98H61V96H60ZM77 98H78V97H77ZM77 98H76V99H77ZM91 98H90V99H91ZM93 98L95 99V96H94ZM93 98H92V100H94ZM97 98H98V97H97ZM97 98H96V99H97ZM106 98H107V97H106ZM113 98L115 99V97H113ZM113 98H111V100H112ZM129 98H130V97H129ZM45 99H46V98H45ZM63 99H64V100H63ZM114 99H113V100H114ZM146 99H147V98H146ZM146 99H145V100H146ZM148 99H149V97H148ZM148 99H147V101H148ZM150 99H151V98H150ZM33 100H34V101H33ZM51 100H54V99H51ZM87 100H88V99H87ZM130 100H131V99H130ZM151 100H152V99H151ZM46 101H47V99H46ZM68 101H69V100H68ZM70 101H72V100L70 99ZM75 101H76V100H75ZM78 101H77V102H78ZM88 101H89V100H88ZM158 101H159V100H158ZM23 102H24V101H23ZM48 102H49V101H48ZM60 102H61V104H60ZM73 102H74V101H73ZM79 102H80V101H79ZM91 102L94 103L95 106H96V104H99L97 101H96L97 103H96V102H93V101H91ZM91 102L89 101L87 105L91 104ZM111 102H112V101H111ZM111 102H110V103H111ZM145 102H146V101H145ZM14 103H15V102H14ZM14 103H13V104H14ZM21 103H22V102H21ZM50 103H52V102H50ZM83 103L86 105V102H85V101H84V102L82 101V104H83ZM157 103H158V102H157ZM253 103H254V102H253ZM15 104H16V103H15ZM18 104H20V103H18ZM24 104H28V103H24ZM48 104H49V103H48ZM52 104H53V103H52ZM63 104H64V103H63ZM226 104H227V103H224V105H222V106H218L217 104H215V105H216L217 107L226 108V107H227ZM16 105H17V104H16ZM49 105H51V104H49ZM56 105H57V104H56ZM56 105H55V106H56ZM91 105H93V104H91ZM91 105H89V106H87V107L92 108ZM116 105H118V104H116ZM261 105L264 106L263 103H262V104L256 103V104L251 105V107H249V108L246 107V108L241 109V110L238 109V110L234 111V110L231 109V108H230L231 110L227 109L228 112L230 111V112H232V115H234V116H233L234 118H233V119H230V118H229V120H231V121H236L237 123H242V125H245L246 122H247V120H249L251 117L254 118L253 120H256V121H257V120L261 119V118H260L261 115L258 114V113L261 111V109H260V108H261ZM14 106H15V105H14ZM17 106H18V105H17ZM21 106H24V105L22 104ZM27 106H28V105H27ZM51 106H52V105H51ZM79 106H82V105L80 104ZM79 106L77 105V107H74V106H73V107H74V108H78ZM60 107H61V106H60ZM73 107H72V108H73ZM82 107H84V106H82ZM85 107H86V106H85ZM85 107H84V110H86V108H87V107H86V108H85ZM157 107H158V106H157ZM228 107H229V106H228ZM8 108H9V107H8ZM13 108H14V107H13ZM23 108H25V107H22V109H23ZM26 108H29V107H26ZM54 108H55V107H54ZM103 108H104V107H103ZM214 108H216V107H214ZM221 108H220V109H221ZM19 109H21V107H19ZM19 109L17 108V111L14 110V112H12V117H13V118H15V117L17 116V118H15V121L18 119L19 114L21 113ZM79 109H82V110H83V108H80V107H79L77 110H79ZM131 109H132V108H131ZM216 109L218 110V108H216ZM220 109H219V111H220ZM0 110H1V108H0ZM6 110H7V109H6ZM11 110H12V108H11ZM11 110H10V112H11ZM50 110H51V109H50ZM60 110H61V109H60ZM82 110H81V111H82ZM100 110H101V109H100ZM100 110H99V112H101V113L104 112V111H100ZM135 110H137V108H136ZM222 110H224V109H222ZM225 110H226V109H225ZM225 110H224V111H225ZM3 111H4V110H3ZM3 111H2V112H3ZM7 111H9V110H7ZM12 111H13V110H12ZM22 111L24 112L25 110H22ZM79 111H80V110H79ZM211 111H212V110H211ZM213 111L216 112L215 109H214ZM219 111H218V112H219ZM224 111H223V112H224ZM254 111H257V112H258L257 115H255ZM262 111H263V110H262ZM2 112H1V113H2ZM31 112H32V111H31ZM202 112H203V111H202ZM204 112H205V111H204ZM214 112H212V113H214ZM218 112H217V113H218ZM248 112L250 113V114H248L249 117H248V116H244V115H246V113H248ZM4 113L6 114V111H5ZM8 113H9V112H8ZM96 113H97V112H96ZM96 113H95V114H96ZM101 113H100V114H101ZM200 113H201V112H200ZM2 114H3V113H2ZM2 114H1V115H2ZM5 114H4V115H5ZM95 114H94V115H95ZM198 114H199V113H198ZM222 114H223V113H222ZM1 115H0V116H1ZM10 115H11V113H10ZM101 115H102V114H101ZM217 115H218V114H217ZM224 115H230V116H231V113H228V114L224 113ZM262 115H264V114L262 113ZM23 116H24V115H23ZM78 116H79V115H78ZM78 116H77L76 119H80L81 116H80L79 118H78ZM86 116H87V114L83 115V118L86 117ZM95 116H97V114H96ZM103 116H104V115H103ZM202 116H203V113H202ZM214 116H216V115H214ZM220 116H221V115H220ZM2 117H4V116H2ZM71 117H73L74 119H70ZM105 117H106V116H105ZM198 117H199V116H198ZM223 117H226V116H223ZM223 117H220V118H223ZM231 117H232V116H231ZM247 117H248V118H247ZM261 117H262V116H261ZM0 118H1V117H0ZM4 118H5V117H4ZM4 118H3V119H4ZM7 118H9V117H6V119H7ZM10 118H11V117H10ZM97 118H98V116H97ZM227 118H228V116H227ZM28 119H29V118H28ZM34 119H33V120H34ZM109 119H110V118H109ZM109 119H108V120H109ZM11 120H12V119H11ZM26 120H27V119H26ZM26 120H25V121H26ZM99 120H101V118H100ZM111 120H112V119H111ZM251 120H252V119H251ZM262 120H263V119H262ZM0 121H2V119H1ZM22 121H23V120H22ZM29 121L32 122V120H29ZM10 122H12V121L9 120L8 123H10ZM83 122H84V121H83ZM97 122H98V121H97ZM105 122H108V121H105ZM225 122H226V121H225ZM8 123H7L6 125H8ZM21 123H24V122H21ZM26 123H27V122H26ZM230 123H231V122H230ZM253 123H254V122H253ZM28 124H29V123H28ZM28 124H27V125H28ZM35 124H36V123H35ZM94 124H95V123H94ZM209 124H210V123H209ZM219 124H220V123H219ZM27 125L24 126V127H27ZM83 125H84V124H83ZM83 125H82V126H83ZM233 125H235V124H233ZM4 126H5V125H4ZM28 126H29V125H28ZM64 126H65V128H68V129H70V127L73 126V128L75 127L76 129H73V128H72V129L74 130V132H72L73 130H72V131L67 130V132L65 133V132H64L65 129L63 128ZM80 126H81V125H80ZM88 126H89V125H88ZM99 126H100V125H99ZM102 126H103V125H102ZM102 126H101V127H102ZM104 126H105V125H104ZM104 126H103V127H104ZM125 126H126V125H125ZM245 126H246V125H245ZM248 126H249V125H248ZM261 126H262L261 128L264 129V125H261ZM29 127H30V126H29ZM110 127H111V126H110ZM259 127H260V126H259ZM0 128H1V127H0ZM84 128H85V127H84ZM88 128H89V127H88ZM94 128H95V127H94ZM244 128H245V127H244ZM249 128H250V127H249ZM249 128H247V129L249 130ZM3 129H4V128H3ZM3 129H2L1 131H4ZM18 129H20V128H18ZM232 129L235 130L236 128H232ZM15 130L17 131V129H15ZM70 130H71V129H70ZM86 130H87V129H86ZM117 130H118V129H116V131H117ZM212 130H213V129H212ZM212 130H211V131H212ZM227 130H228V129H227ZM234 130H233V131L231 130V131L234 132ZM244 130H245V129H244ZM1 131H0V135L3 133V132H1ZM93 131H94V130H93ZM110 131H111V130H110ZM114 131H115V130H114ZM116 131H115V132H116ZM206 131H207V130H206ZM209 131H210V130H209ZM209 131L207 132L208 134H210ZM211 131H210V132H211ZM235 131H236V130H235ZM245 131H247V130H245ZM255 131L257 132L256 135H254L255 133L253 134L254 131L250 133V134H253V135H254V136H253L254 138H256L255 136L259 137L260 139L263 138L262 135H264V130H263V131H261V130H260V131L255 130ZM70 132H72V133H70ZM78 132H79V131H78ZM95 132H96V130H95ZM217 132H218V131H217ZM219 132H220V131H219ZM228 132H229V131H228ZM237 132H238V131H237ZM16 133H17V132H16ZM38 133H37V135H38ZM92 133H93V132H92ZM96 133H97V132H96ZM223 133H224V132H223ZM225 133H226V132H225ZM235 133H236V132H235ZM235 133H234V134H235ZM240 133L243 134L242 132H240ZM14 134H15V132H14ZM14 134L12 133V135H14ZM19 134H20V133L18 132L17 135H19ZM57 134H59V135H57ZM76 134H77V133H76ZM88 134H89V132H88ZM208 134H207V136H208ZM219 134H220V136H221L222 132L219 133ZM232 134H233V133H232ZM234 134H233V135H234ZM245 134H246V133H245ZM44 135H45V134H44ZM230 135H231V134H230ZM233 135H232V136H233ZM1 136H2V135H1ZM14 136H15L14 138H17L16 135H14ZM19 136H20V135H19ZM218 136H219V135H217V137H218ZM225 136H226V134H224V137H225ZM239 136H240V135H239V133H238V137H239ZM241 136H242V135H241ZM244 136H245V135H244ZM11 137H12V136H11ZM42 137H43V136H42ZM88 137H89V136H88ZM200 137H202V136H200ZM215 137H216V136H215ZM217 137H216V138H217ZM222 137H223V136H222ZM234 137H237V135H234ZM238 137H237V138H238ZM46 138H47V137H46ZM75 138H76V137H75ZM90 138H91V137H90ZM198 138H199V137H198ZM216 138H215L214 142H215V141H220V140H216ZM225 138H226V137H225ZM225 138H224V139H225ZM232 138H233V137H230V140H231ZM237 138H234V140H237ZM246 138H247V137H246ZM259 138H257V139H259ZM12 139H13V138H12ZM65 139H66V138H65ZM217 139H221V137H220V138H217ZM222 139H223V138H222ZM19 140H20V139H19ZM197 140H198V139H197ZM225 140H227V139H225ZM232 140H233V139H232ZM234 140H233V141H234ZM250 140H251V139H250ZM253 140H254V139H253ZM253 140H252V141H253ZM44 141H46V140H44ZM221 141H223V140H221ZM233 141H231V142L234 143V145H233V147H234L236 141H234V142H233ZM238 141H239V140H238ZM238 141H237V142H238ZM254 141H255V140H254ZM51 142H52V141H51ZM51 142H50V143H51ZM214 142H213V143H214ZM224 142L226 143V141H224ZM237 142H236V143H237ZM243 142H244V141H243ZM20 143H21V142H20ZM98 143H99V142H98ZM215 143L217 144L218 142H215ZM221 143H222V142H221ZM227 143H230V142L227 141ZM238 143H239V142H238ZM15 144H16V143H15ZM17 144H18V143H17ZM196 144H197V143H196ZM223 144H224V143H223ZM230 144H231V143H230ZM230 144H229V145L227 144L226 147L230 146ZM240 144H243V143H240ZM260 144H261V143H260ZM260 144H259V145H260ZM37 145H38V144H37ZM42 145H43V144H42ZM58 145H59V144H58ZM221 145H222V144H221ZM243 145H244V144H243ZM243 145H241V146L243 147ZM247 145H249V144L247 143ZM259 145L257 144V146H256V145L254 144V148H253V150H250V149H249L248 151L256 152V151H254V149H255V150L257 149V152H258V150H259L258 148L260 147ZM263 145H264V144H262L261 147H263ZM9 146H10V145H9ZM19 146H20V145H19ZM48 146H49V145H48ZM238 146H239V145H238ZM63 147H65V146H63ZM231 147H232V146H231ZM247 147H248V146H247ZM249 147H250V146H249ZM252 147H253V145H252ZM67 148H68V147H67ZM224 148H225V147H224ZM229 148H230V147H229ZM234 148L236 149L237 147H234ZM239 148H240V147H239ZM243 148H244V147H243ZM245 148H246V147H245ZM15 149H16V148H15ZM61 149H63V148H61ZM222 149H223V148H222ZM13 150H14V149H13ZM20 150H21V149H20ZM238 150H239V149H238ZM260 150H263V152H264V149H260ZM71 151H72V150H71ZM240 151H241V149H240ZM229 152H230V151H229ZM242 152H243V151H242ZM253 152H250V153L252 154ZM62 153H63V152H62ZM230 153H231V152H230ZM240 153H241V152H240ZM246 153H247V151L245 152V154H246ZM250 153H249V154H250ZM192 154H193V153H192ZM226 154H227V153H226ZM236 154H237V153H236ZM238 154H239V153H238ZM251 154H250V155H251ZM240 155H241V154H240ZM255 155H256V154H255ZM260 155H263V154L260 153ZM200 156H201V155H200ZM245 156H246V155H245ZM245 156H244V153H243V158H245V159H247V157H248L249 155H248L247 157H245ZM236 157H237V155L234 156V157L232 158L231 161L233 162L234 159H235ZM249 157H250V156H249ZM259 157H260V156H259ZM198 158H199V156H198ZM241 158H242V157H240V158L238 159V157H237L236 160H237V161H238V160H243V159H241ZM259 160H260V159H259ZM237 161H236V162H237ZM243 161H244V160H243ZM243 161H240V162L242 163ZM245 161H246V160H245ZM259 162H260V161H259ZM228 163H229V162H228ZM241 163H240V164H241ZM254 163H255V162H254ZM224 164H225V163H224ZM224 164H223V165H224ZM245 164H246V163H245ZM223 165H222V166H223ZM241 165H242V164H241ZM241 165H240V166H241ZM226 166H227V164H226ZM238 166H239V165L237 164V167H238ZM240 166H239V167H240ZM223 167H224V166H223ZM239 167L236 168V169L238 170ZM263 167H264V166H263ZM208 168H209V167H208ZM260 169H261V168H260ZM240 170H241V169H240ZM243 170H244V169H243ZM252 171H254V170H252ZM260 171H261V170H260ZM262 171H264L263 168H262ZM206 172H207V171H206ZM217 172H219V171H217ZM244 172H245V171H244ZM208 174H209V173H208ZM219 174H220V173H219ZM235 174H236V173H235ZM240 174H241V173H240ZM258 174H261V173L258 172ZM244 175L247 176L248 174H244ZM241 176H242V175H241ZM248 176H249V175H248ZM257 176H258V175H257ZM204 177H205V176H204ZM231 177H233V176H231ZM235 177H236V175H235ZM235 177H234V178H235ZM261 177H262V176H261ZM224 178H225V177H224ZM236 178H237V177H236ZM244 178H245V177H244ZM227 179H229V178H227ZM230 179H232V178H230ZM251 179H252V178H251ZM251 179H250V180H251ZM255 179H256V178H255ZM218 180H219V179H218ZM221 180H222V179H221ZM235 180H236V179H235ZM257 180H258V179H257ZM236 181H237V180H236ZM262 181H263V180H262ZM228 182H229V181H228ZM242 182H243V181H241L240 183L243 184ZM222 183H223V182H222ZM226 183H227V182H226ZM235 183H236V182H235ZM263 183H264V182H263ZM157 184H158V183H157ZM224 184H225V183H224ZM241 184H240V185H241ZM159 185H161V184H159ZM232 185H233V184H232ZM235 185H236V184H235ZM235 185H234V186H235ZM154 186L156 187V185H154ZM199 186H200V185H199ZM203 186H204V185H203ZM216 186H217V185H216ZM241 186H242V185H241ZM243 186H244V185H243ZM213 187H214V186H213ZM230 187H231V186H230ZM236 187H237V186H236ZM233 188H234V187H233ZM238 188L240 189L241 187H238ZM238 188H236V189H238ZM256 188H257V187H256ZM256 188H254V189L256 190ZM241 189H242V188H241ZM243 189H244V188H243ZM263 189H264V188H263ZM232 191H233V190H232ZM239 191L242 192V190H239ZM243 191H244V190H243ZM237 192H238V190H237ZM245 192H246V191H245ZM195 193H196V192H195ZM234 193H235V192H234ZM239 193H240V192H238V194H239ZM246 193H247V192H246ZM196 194H198V193H196ZM229 194H230V193H229ZM244 194H245V193H244ZM236 195H237V194H236ZM240 195L243 196L242 194H240ZM256 195H257V194H256ZM262 195H264V193H263ZM167 196H168V195H167ZM167 196H166V197H167ZM241 196H240V197H241ZM257 196H258V195H257ZM257 196H256V197H257ZM204 197H205V196H204ZM215 197L219 198L220 196L217 194ZM229 197H230V196H229ZM240 197H239V198H240ZM259 197H260V196H259ZM261 197H262V196H261ZM206 198H208V197H206ZM217 198H216V199H217ZM216 199H215V200H216ZM237 199H238V198H237ZM240 199H242V197H241ZM253 199H254V198H253ZM253 199H252V200H253ZM257 199H258V198H257ZM166 200H167V199H166ZM197 200H198V199H197ZM206 201H207V200H206ZM238 201H240V200L238 199ZM248 201H251V200L248 199ZM254 201H255V200H254ZM256 201H257V200H256ZM178 202H180V201H178ZM196 202H197V205L195 204V205H192L191 207H194V206H195V207L198 206V207H196V208H194V209H192V210H190V207H188L187 209H183V206H181V203H178V204H180V206L182 207V208L178 207V208H179V213L181 214V213L185 212L186 214H187V213H190V215H191V214H192V215L199 214V215H197V216H200V215H201V214H200V210H201V205H202V207H203V201L199 199V200L196 201ZM204 202H205V201H204ZM216 202H217V200H216ZM222 202H223V201H222ZM235 202H236V201H235ZM248 203H249V202H248ZM165 204H166V203H165ZM192 204H193V203H192ZM214 204H217V203H215V201H214L213 205H214ZM241 204H242V203H241ZM253 204H255V203H253ZM253 204H252V205H253ZM176 205H177V204H176ZM183 205H184V204H183ZM227 205H229V204H227ZM236 205H237V204H236ZM236 205H234V206H236ZM225 206H226V205H225ZM174 207H176V206H174ZM213 207H214V206H213ZM220 207H222V206H220ZM231 207H232V205H231ZM242 207H243V206H242ZM163 208H165V207L163 206ZM184 208H185V207H184ZM203 208H204V207H203ZM232 208H235V207H232ZM239 208H240V207H239ZM216 209H217V208H216ZM242 209H243V208H242ZM263 209H264V208H262V210H263ZM175 210H176V209H175ZM212 210H213V209H212ZM233 210H234V209H233ZM233 210H232V213L234 212ZM253 210H254V209H253ZM262 210H261V213H263ZM214 212H215V211H214ZM241 212H242V211H241ZM154 213H155V212H154ZM230 213H231V212H230V209H229V214H230ZM259 213H260V212H259ZM261 213H260V214H261ZM212 214H214V213H212ZM260 214H258V215H260ZM181 215H182V214H181ZM184 215H185V214H184ZM190 215H188V216H190ZM230 215H232V214H230ZM242 215H243V214H242ZM201 216H203V215H201ZM207 216H208V215H207ZM207 216H205V217H207ZM262 216H263V215H262ZM174 217H175V216H174ZM228 217H229V216H228ZM184 218H185V216H184ZM190 218H191V217H190ZM226 218H227V217H226ZM249 218H250V217H249ZM257 218H258V217H257ZM157 219H158V218H157ZM159 219H160V218H159ZM202 219H203V218H202ZM205 219H206V218H205ZM205 219H204V220H205ZM211 219H212V218H211ZM243 219H244V218H243ZM187 220H189V219H187ZM207 220H208V219H207ZM212 220H213V219H212ZM221 220H222V219H221ZM226 220H229V218L226 219ZM256 220H257V219H256ZM171 221H172V220H171ZM176 221H178V220L176 219ZM208 221H209V220H208ZM178 222H179V221H178ZM212 222H213V221H212ZM214 222H216V221H214ZM214 222H213V223H214ZM226 222H227V221H226ZM244 222H246V221H244ZM256 222H257V221H254V223H256ZM209 223H211V222H209ZM228 223H229V222H228ZM156 224H158V223H157L156 221H153V222H151L150 227H151L152 229H156V228H158ZM165 224H166V223H165ZM168 224H170V223H168ZM184 224H187V223L185 222ZM188 224H189V223H188ZM188 224H187V225H188ZM216 224H218V223H216ZM258 224H259V223H258ZM161 225H162V224H161ZM237 225H238V224H237ZM254 225H255V224H254ZM254 225H253V226H254ZM148 226H149V225H148ZM165 226H166V225H165ZM165 226L163 225L164 228H165ZM169 226H170V225H169ZM209 226H211V227H208V229H209L210 231H212V230L214 231V230H216V227H218V226H214V225L212 226L211 224H210ZM234 226H235V225H234ZM251 226H252V225H251ZM256 226H257V225H255V227H256ZM150 227H149V228H150ZM163 227H162V228H163ZM183 227H185V226H183ZM224 227H225V225H224V226L221 225V226L218 227V228H219V230H220V229H223ZM230 227H231V226H230ZM237 227H239V226H237ZM255 227H253V229H254ZM162 228H161V229H162ZM168 228H169V227H168ZM225 228H226V227H225ZM257 228H258V227H257ZM110 229H111V228H110ZM158 229H159V228H158ZM249 229H250V228H249ZM258 229H259V228H258ZM123 230H124V228H123L122 230H120L118 233L122 232ZM162 230H163V229H162ZM165 230H166V229H165ZM178 230H179V229H178ZM108 231H109V230H108ZM110 231H114V233H116L115 230H113V229H111ZM110 231H109V232H110ZM203 231H204V230H203ZM213 231H212V232H213ZM155 232H156V231H155ZM195 232H196V231H195ZM204 232H206V230H205ZM218 232H220V231H218ZM118 233H116V234H118ZM190 233H191V232H190ZM226 233H227V232H226ZM231 233H232V232H231ZM233 233H234V232H233ZM252 233H253V232H252ZM258 233H259V232H258ZM116 234H115V236H116ZM170 234H171V233H170ZM205 234H207V233H205ZM222 234L224 235V233H222ZM236 234H237V233H236ZM260 234H261V233H260ZM260 234H259V235H260ZM220 235H221V233H220ZM225 235H227V234H225ZM232 235H233V234H232ZM247 235H248V234H247ZM126 236H128V235H126ZM143 236H145V235H143ZM228 236H230V235H227L226 237H228ZM238 236H239V235H238ZM240 236H241V235H240ZM93 237H94V236H93ZM121 237H122V236H121ZM123 237H124V236H123ZM200 237H201V236H200ZM232 237H233V236H232ZM234 237H235V236H234ZM124 238H125V237H124ZM124 238H123V239L121 238L122 241L124 240ZM153 238H154V237H153ZM157 238H158V237H157ZM192 238H193V237H192ZM229 238H230V237H229ZM121 239H120V240H121ZM221 239H223V238H221ZM239 239H240V238H238V240H239ZM247 239H248V238H247ZM255 239H256V238H255ZM255 239H254V240H255ZM193 240L195 241V239H193ZM201 240H202V239H201ZM219 240H220V239H219ZM236 240H237V239H236ZM240 240H241V239H240ZM82 241H83V242H82L83 245L88 244L87 241H89V243H90V248H89L88 250H84V249H85V248H84V249H82L81 251H79V252L77 253V257H76V258H77V259H76V260H77V261H76L77 263H76V264H87V263L89 262V260H90V259H89V255H91V251H92V249H93V245H95L94 241H93L92 239L88 238V236H86ZM97 241H98V240H97ZM122 241H120V242H119V241H118V242L116 241L117 244L115 243L114 245H112V247H113V246H116V247H117L118 244H121V243H122ZM213 241H216V240H213ZM232 241H235V240H232ZM251 241H252V243H253V240H252V239H251ZM258 241H259V240H258ZM95 242H96V241H95ZM190 242H191V243H189V244H192V243H193L192 241H190ZM198 242H200V241H198ZM224 242H226V240H224ZM235 242H236V241H235ZM237 242H238V241H237ZM237 242H236V243H237ZM255 242H256V241H255ZM255 242H254V243H255ZM196 243H197V242H196ZM201 243H203V242H201ZM201 243H200V244H201ZM205 243H206V242H205ZM205 243H204V244H205ZM220 243H221V242H220ZM231 243H232V242H231ZM257 243H258V242H257ZM187 244H188V243H187ZM194 244H195V243H194ZM204 244H202V245H204ZM212 244H214V243H212ZM233 244H235V243H233ZM259 244H260V243H259ZM192 245H193V244H192ZM219 245H220V244H219ZM219 245H218V246H219ZM222 245H223V243H222ZM222 245H220L219 247H222ZM228 245H229V244H228ZM236 245H237V244H236ZM250 245H251V243H250ZM256 245H257V244H256ZM218 246H217V247H218ZM84 247H85V246H84ZM112 247H111V248H112ZM192 247H193V246H192ZM194 247L196 248V250H194V251H195L198 255H199V250H204V249H205V247H204V249L201 248L200 245H198V243H197V246L194 245ZM258 247H259V246H258ZM117 248H118V247H117ZM132 248H133V247H131V249H132ZM134 248H135V246H134ZM98 249H100V251H101V253H102V251L105 250V244H104V245L102 244L101 246H98V248L96 249V251H97ZM108 249H109V248H108ZM108 249H107V250H108ZM129 249H130V248H129ZM193 249H194V248H193ZM206 249H208L207 246H206ZM233 249H234V248H233ZM235 249H236V248H235ZM214 250H215V249H214ZM236 250H237V249H236ZM240 250H241V249H240ZM100 251H99V252H100ZM110 251H111V250L108 251V254H107L106 256H111V255H112V253H111ZM192 251H193V250H192ZM192 251H191V253H192V254H195V252L193 253ZM204 251H205V253H206L207 250H204ZM208 251H209V250H208ZM216 251H217V250H216ZM238 251H239V250H238ZM255 251H256V252H260V253H264V246H263V248H262V246H261V248H259V249L256 248ZM255 251L252 252V253H255ZM94 252H95V251H94ZM94 252L92 251V253H94ZM104 252H105V251H103V253H104ZM109 252H110V253H109ZM187 252H188V251H187ZM18 253H19V252H18ZM117 253H118V252H117ZM139 253H140V252H139ZM201 253H202V252H201ZM213 253H214V252H213ZM110 254H111V255H110ZM113 254H114V253H113ZM197 254H196V255H197ZM210 254H211V253H210ZM32 255H33V254H32ZM103 255H104V254H103ZM179 255H180V254H179ZM200 255H201V254H200ZM203 255H204V254H203ZM211 255H212V254H211ZM215 255H216V252H215ZM217 255H218V254H217ZM253 255H254V254H253ZM92 256H93V255H92ZM201 256H202V255H201ZM208 256H209V255H208ZM212 256H213V255H212ZM212 256H211V257H212ZM226 256H229V255H226ZM244 256H245V255H244ZM255 256H256V255H255ZM259 256H262V255L259 254ZM259 256H258V257H259ZM34 257H35V256H34ZM112 257H114V256H112ZM194 257H196V256H194ZM194 257H193V258H194ZM217 257H218V256H217ZM239 257H240V256H239ZM251 257H253V256H251ZM107 258H108V257H107ZM223 258H224V257H223ZM241 258H242V256H241ZM246 258H247V257H246ZM256 258H257V257H256ZM118 259H119V258H118ZM195 259L197 260V258H195ZM214 259H215V258H214ZM214 259H212V260H214ZM243 259H245V258L243 257ZM243 259H241V260L243 261ZM248 259H249V258H248ZM222 260H223V259H222ZM113 261H114V260H113ZM194 261H195V260H194ZM235 261H236V260H235ZM246 261H247V259H246ZM261 261H262V259H261ZM33 262H34V261H33ZM236 262H238V261H236ZM239 262H240V260H239ZM251 262H252V261H250V263H251ZM35 263H36V264H48L47 262H44V261L42 262V261H40L39 259H36ZM98 263H99V262H98ZM193 263H194V262H193ZM220 263H221V262H220ZM261 263L264 264V260H263ZM50 264H52V263H50ZM235 264H237V263H235ZM241 264H244V263L241 262ZM253 264H254V263H253ZM255 264H256V261H255Z\"/></svg>",
	"mask_w": 264,
	"mask_h": 264
}]
</instances>
